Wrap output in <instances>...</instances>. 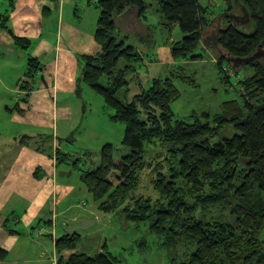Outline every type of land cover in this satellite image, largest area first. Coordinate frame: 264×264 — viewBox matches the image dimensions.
Returning a JSON list of instances; mask_svg holds the SVG:
<instances>
[{"label":"trees","instance_id":"trees-1","mask_svg":"<svg viewBox=\"0 0 264 264\" xmlns=\"http://www.w3.org/2000/svg\"><path fill=\"white\" fill-rule=\"evenodd\" d=\"M238 2L251 19L252 32L231 26L219 35L220 47L235 59L253 55L260 45L264 49V0ZM95 7L99 18L94 38L100 52L80 57L83 80L113 112L111 119L124 125L125 135L121 148L104 145L96 161L91 160V168L82 172L81 182L91 198L103 214L118 209L129 221H147L170 249L177 244L191 249L179 263L172 259V264H264L263 61L244 66H251L254 74L239 82L242 92L224 102L219 115L202 113L174 121L170 105L179 90L172 78L153 81L130 102L118 98L120 91H128L127 80L134 72L131 63L139 60L134 50L129 51L131 46L118 40V30L140 25V18L151 10L159 14L164 29L171 33L177 28L183 35L170 47L172 59L198 61L202 31L219 16L209 17L199 0H97ZM0 17L4 23L9 15L0 12ZM8 32L16 46L27 50L32 45ZM122 60L128 64L119 67ZM39 69L36 60H27L24 89L33 84ZM226 126L232 129L230 136H223ZM155 141L164 149L153 151ZM151 154L159 158L150 160ZM143 170L154 176L155 199L134 195ZM128 199L130 203L124 205ZM225 205L230 209L226 220L214 211ZM79 242L78 234H63L56 240V251L59 255L75 251ZM5 257L0 248V260ZM116 262L106 253L75 252L58 260V264Z\"/></svg>","mask_w":264,"mask_h":264},{"label":"crops","instance_id":"crops-1","mask_svg":"<svg viewBox=\"0 0 264 264\" xmlns=\"http://www.w3.org/2000/svg\"><path fill=\"white\" fill-rule=\"evenodd\" d=\"M73 2L0 0V12L9 15L4 23L0 17V248L6 252L0 264H58L75 252L85 254L82 238L75 251L57 253L56 240L63 234L58 219L69 216L65 211L73 206L53 214L61 190L53 140L59 134V118H69L59 104L61 96L79 98L80 57L100 52L94 30L85 28L83 20L78 23ZM130 25L135 26L123 27ZM8 29L29 39L30 48L16 46ZM159 53L166 59V49ZM168 55L172 58L170 49ZM28 59L36 60L40 69L24 89ZM38 138L41 143L36 145ZM50 201L53 211L46 209ZM78 216L99 218L92 213Z\"/></svg>","mask_w":264,"mask_h":264},{"label":"rangeland","instance_id":"rangeland-1","mask_svg":"<svg viewBox=\"0 0 264 264\" xmlns=\"http://www.w3.org/2000/svg\"><path fill=\"white\" fill-rule=\"evenodd\" d=\"M96 1L74 0L73 2L78 23L83 20L85 28L94 30L93 37H95L99 18V10L95 7ZM199 1L207 10L209 17L216 16L217 18L223 15L228 6L224 0ZM237 1L230 0L232 9L236 8V11L244 14L245 8L237 4ZM236 11L230 12L234 14ZM144 16L145 19L141 17L140 20L148 22L150 26L147 25V28L143 27V21H140L141 25L134 23L135 26L130 25L127 29L122 26V30H118L120 33L117 37L118 40L124 42L127 47L131 46L129 51L134 50L139 57L138 61L131 63L134 72L127 80L128 91H120L119 99L130 102L133 96L142 90L149 89L153 81L171 80L172 78L174 85L179 90L178 98L170 105L174 121L193 115L201 116L202 113L214 117L221 113L220 107L224 102L237 99L239 93L242 92L239 82L243 78L251 77L255 70L253 71L251 66L235 70L233 65L227 64L226 60L222 58V54H224L222 49L218 52L216 49L208 47L211 46V36L214 35H211L214 30L212 26L219 25V19H214L213 25L202 31L203 40L207 41L209 38L208 46L202 44L201 49L195 51V53L197 51L201 53L202 58L200 57L198 61L182 62L177 59L172 60L168 55L170 47L183 38L181 32L177 28L171 33L164 29L158 13L150 10L146 11ZM223 19L221 20L222 25ZM248 23L242 27V30L247 34L252 32V27L246 28ZM160 49L167 50L165 58L169 59L170 63L160 55ZM134 52L131 51V53ZM220 59L221 63H219ZM126 64L128 63L122 60L119 67ZM25 83L22 82L24 86H26ZM159 84L163 85L162 81ZM79 90V98L76 94H69L67 97L61 96L62 103H59L61 107L67 109L69 118L67 116L59 118V134L53 140V148L55 152H58L56 170L58 173L70 174L68 177H57L61 190L56 195L58 207L53 211V214L62 208L73 206L72 211H65L69 216L72 215V212L92 213L93 216L99 217L98 220H102L92 228L78 232L82 238L81 248L85 255L95 256L98 253H106L117 259L116 264H172V259L175 263H179L183 259V254L191 251L189 247L185 244H177L170 249L165 244L163 236L149 229L147 221H129L118 209L110 214L104 213V217L99 204L93 201L81 182L82 172L91 168V160L96 161V154H99L104 145L112 144L115 150L122 147L121 142L124 139L125 128L121 122L111 119L110 116L113 115V112L104 104L102 97L88 87L83 80V75ZM223 129V136L232 134L231 128L226 126ZM155 142L153 151L155 149L158 151L161 146L158 141ZM40 143L41 138L35 139L36 145ZM163 149L161 148L159 151ZM115 153L117 154V152ZM158 158L151 154L150 160L155 161ZM162 168L166 169V166L163 164ZM146 170L139 174V176L142 175V179L134 195L155 199L157 194L151 183L154 176ZM36 176L41 178L39 173H36ZM130 201V199L126 200L124 205L129 204ZM46 209L50 210L49 206ZM229 210L226 205L214 209L215 213H220L225 220ZM213 215L210 213L209 216ZM99 250L101 251L99 252Z\"/></svg>","mask_w":264,"mask_h":264},{"label":"water","instance_id":"water-1","mask_svg":"<svg viewBox=\"0 0 264 264\" xmlns=\"http://www.w3.org/2000/svg\"><path fill=\"white\" fill-rule=\"evenodd\" d=\"M244 12H246L245 9H244ZM245 17H246L245 21H246V23H248V21L250 20V17L246 13H245ZM228 18H229L228 27L229 26L235 27L236 25H239L238 22H236L234 20L233 15H229ZM143 27H144V25H143ZM127 28H124V29H127ZM211 38H212L211 39V41H212L211 46H208V43H207L209 38H207V41L203 40V38H202V44H204V46H208V47H211L213 49H216L218 52H220L221 47L219 45V36L218 35H216V36L212 35ZM222 56H223L222 58H224L226 60L227 64L233 65V68L235 70L243 68L244 66L252 63L255 60H262L264 63V49L261 45L257 47V50L253 55L245 57V58L235 59V58H233V57H231L225 53L222 54ZM79 80H78V82H79ZM69 174L70 173L60 172L59 176L60 177H63V176L68 177ZM48 205L50 208L49 211H53V203L50 201L48 203ZM100 222H102V220L78 216V214L76 212H73L72 215H70V216H62L61 218H59L58 222H57V226L66 235L73 236L75 234H78L79 231L88 230V229L92 228L95 224L100 223Z\"/></svg>","mask_w":264,"mask_h":264},{"label":"flooded vegetation","instance_id":"flooded-vegetation-1","mask_svg":"<svg viewBox=\"0 0 264 264\" xmlns=\"http://www.w3.org/2000/svg\"><path fill=\"white\" fill-rule=\"evenodd\" d=\"M224 1H226L227 2V4H228V6H227V10L223 13V15L222 16H219L217 19H219V25L217 24V25H213V23H212V27H213V32L211 33V35L212 34H214V36H216V35H220L222 32H223V30L225 29V28H229V27H231V26H229V27H227L228 26V24H226V21L228 22L229 21V18H228V16L229 15H233V18H234V20L236 21V22H238V23H240V24H242V25H236V27H238L241 31H243L242 30V27L244 26V24H246V17H245V13L248 15V13L247 12H244V14L243 13H241L240 11H236V8L235 9H232V5H231V3H230V0H224ZM237 4H240L238 1L236 2ZM235 3V4H236ZM241 5V4H240ZM233 10H235L236 11V13L234 12V14H231V12H233ZM231 11V12H230ZM244 11V10H243ZM238 14V15H237ZM224 18V19H223ZM223 19V25H222V22H221V20ZM251 19L249 20V23L247 24V26H246V28H248V27H252V24H251ZM233 27V26H232ZM215 32V33H214ZM222 49V48H221ZM256 50H257V48H256ZM256 50H255V52H256ZM222 51H223V49H222Z\"/></svg>","mask_w":264,"mask_h":264}]
</instances>
